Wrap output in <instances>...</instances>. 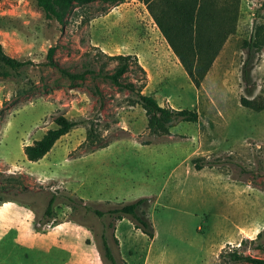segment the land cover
Listing matches in <instances>:
<instances>
[{"label": "rangeland", "instance_id": "374dc122", "mask_svg": "<svg viewBox=\"0 0 264 264\" xmlns=\"http://www.w3.org/2000/svg\"><path fill=\"white\" fill-rule=\"evenodd\" d=\"M214 1L212 12L223 17L238 1L236 28L197 88L168 40L155 34L144 0L74 4L63 23L48 18L35 0H0L4 49L27 62L18 70L0 64V202L31 205L37 222H46L49 198L57 192L49 222L67 219L86 226L93 263L101 258L110 264L102 249L103 229L119 264H251L229 260V251L264 259V110L241 103L244 95H264V0ZM153 6L161 16L172 15L166 0ZM220 24L228 26L215 18L216 30ZM248 41L260 50L249 52ZM53 46L60 66L93 72L71 80L48 64ZM119 54L137 57L146 71V94L163 106L196 109L199 121H178L164 136L150 133L145 109L132 105L129 90L106 76L117 65L106 55ZM247 59L252 78L244 84ZM143 75L133 64L121 81L138 87ZM59 114L84 123L56 142L58 161H29L24 146L56 127ZM90 129L94 144L84 145ZM101 144L107 146L97 147ZM198 156L221 162L197 170L192 159ZM67 190L104 211L150 197L154 238L129 216L99 217L84 204L73 209ZM75 237L70 234V240ZM69 257L56 253L55 264ZM4 258L0 255V264Z\"/></svg>", "mask_w": 264, "mask_h": 264}, {"label": "trees", "instance_id": "16d2710c", "mask_svg": "<svg viewBox=\"0 0 264 264\" xmlns=\"http://www.w3.org/2000/svg\"><path fill=\"white\" fill-rule=\"evenodd\" d=\"M37 4L44 10L48 18H54L60 23L65 21L67 11L74 5L79 4L86 6L94 3H109L117 5L126 0H35ZM154 20L160 27L163 35L168 40L175 54L178 56L182 66L186 70L192 83L198 88L204 81L207 73L211 69L215 59L217 58L223 44L228 37L234 33L237 21V6L238 1L231 4L228 8V13L223 15L214 14L212 8L216 1L214 0H166L171 11V16H161L154 9L155 0H144ZM161 1V0H159ZM164 1V0H163ZM221 12V11H220ZM169 13V12H168ZM163 14V13H162ZM228 22V26L224 27L220 24L221 29L214 28V20ZM226 19V20H225ZM214 28V29H213ZM213 29V31H212ZM218 39V40H217ZM249 52L260 50L258 43L246 42ZM56 47H50L48 52L49 65L59 68V70L69 77L71 80L85 79L88 73H92V69L85 71L72 72L60 66L53 58ZM109 59L117 61L114 71L106 76L119 88L127 89L130 92L131 104H140L146 111L148 118V130L156 136H164L170 134V129L178 121L198 122L199 112L196 109L179 108L175 109L171 106L161 105L157 99L150 94H146L143 89L146 86V71L139 65L138 59L134 55H106ZM0 64L10 67L13 70H18L24 67L27 62L10 56L4 49L1 41L0 33ZM136 64L143 72L142 82L137 87L133 82L123 83L121 78L130 70L131 65ZM252 78V67L247 59L242 66V81L244 84L249 83ZM247 89V88H246ZM249 91V89H248ZM241 103L243 106L250 108L256 112L264 110V95L259 94L252 97L242 96ZM56 127L50 128L40 138L35 139L32 143L24 146V154L29 161L37 162L43 159L54 147L56 142L73 128L79 124H83L84 120H73L65 114H59L54 119ZM93 138L92 129L88 134V140L84 143L93 145L94 141L89 142ZM100 146V147H99ZM107 145L101 144L97 147L104 148ZM219 160V159H218ZM218 162L207 156H198L192 159L197 170H202L205 167H214ZM66 198L70 202L73 209L77 210L82 204L89 211H93L97 216L104 217L106 215H114L118 220L129 216L137 229H140L149 238H154V225L148 215L147 207L150 203V197H140L131 202L121 203L119 206L110 208L107 211L92 208L84 202L83 198L78 197L70 190L66 191ZM58 193L53 191L49 198L44 220L51 221L54 219V206L58 199ZM115 242L119 243L117 237ZM102 249L104 256L110 264H119L116 259L113 249L109 243L106 230L103 229L102 234ZM226 255V253H224ZM227 258L233 262H250L251 264H264V259L245 255L237 251H229Z\"/></svg>", "mask_w": 264, "mask_h": 264}, {"label": "crops", "instance_id": "0c3cea01", "mask_svg": "<svg viewBox=\"0 0 264 264\" xmlns=\"http://www.w3.org/2000/svg\"><path fill=\"white\" fill-rule=\"evenodd\" d=\"M150 16L157 27L155 34L158 37L161 34L166 40ZM138 52L141 60L146 62L145 49L139 47ZM56 146L57 143L43 159L58 161ZM53 221L37 222L35 209L26 203L16 200L0 202V255H5L4 264H55V254L63 251L70 254L63 264H104L101 258L94 263L88 261L86 226L67 219L58 223ZM70 234L76 237L70 240Z\"/></svg>", "mask_w": 264, "mask_h": 264}]
</instances>
